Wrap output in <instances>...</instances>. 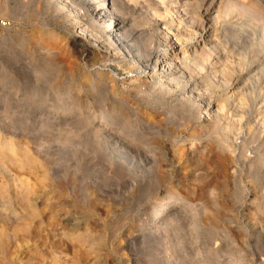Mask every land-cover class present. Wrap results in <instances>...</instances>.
Masks as SVG:
<instances>
[{
	"label": "rangeland",
	"instance_id": "obj_1",
	"mask_svg": "<svg viewBox=\"0 0 264 264\" xmlns=\"http://www.w3.org/2000/svg\"><path fill=\"white\" fill-rule=\"evenodd\" d=\"M60 1L0 0V264H264V0H131L206 62L171 87Z\"/></svg>",
	"mask_w": 264,
	"mask_h": 264
},
{
	"label": "bare ground",
	"instance_id": "obj_2",
	"mask_svg": "<svg viewBox=\"0 0 264 264\" xmlns=\"http://www.w3.org/2000/svg\"><path fill=\"white\" fill-rule=\"evenodd\" d=\"M58 1H60V0H58ZM194 1L195 0H168V1L163 2L164 5H167L166 7H164V8H166L164 12L161 13V11L158 8L156 9V7H157V5H156L155 11L153 12V14H158L160 17L163 18V17L167 16L168 14L172 13V11L170 9H168L169 7H176L177 11H181V9H182V11L185 12V14H188L189 13L188 8L190 6H192L193 4L195 5ZM202 1H206V0H202ZM50 2H51V4H53L54 2H56V0H50ZM129 2H131V0H61L59 2V9L61 8L60 10H68L71 14L76 15V16H78V14L81 13V11H82L83 14L81 13V15L83 17H80L79 20H77V18L72 20V22L70 23L71 28L72 29L76 28L78 30V34H76V37H78V38L88 37L91 40L95 41L96 43L99 42V45L101 44L100 47L102 48V51L100 52L102 54L101 55L102 58H104V59L112 58L111 60L113 62H115L117 57L111 56V54H109V53H110L112 47H113V49H116L117 47H119L124 52L128 53L129 55H132V63L137 66L136 69H138V68L142 69L146 73H149L151 77L157 78L158 81L161 82L162 86H169V87L178 86L180 84V81L185 78V72H184L185 68L184 67L186 64H188V61L191 58L190 56H192V60L194 59L193 60L194 64H196L198 62L197 63L198 66H200L199 63L201 64V61L204 59L195 62L198 57L200 58V55L197 54L196 48H193L194 50L192 52H188V55H186L185 54V53H187L186 49H184V48L179 49L177 46H175V42L174 43L172 42L171 36H174L175 40H177L179 43L183 42V40L185 38H183L184 34L182 32V29L179 27L178 28L174 27L172 23L166 24L162 21L163 27L166 30V32L165 33L161 32V34H163L161 36L157 33H150V32L145 34L146 30H142L141 28H139V25L136 23L135 19L131 18V16L129 17L126 15V10L130 8ZM56 3L58 4V2H56ZM216 3H217L216 0L209 1L208 6L206 5L207 7H205L206 8L205 13L208 14L211 12V10H214L213 8L215 7ZM224 4H225V2H224ZM158 5H161V4L158 3ZM4 6H6V5H4ZM78 6H80V7L78 8ZM230 6H229V8H227V11H232L233 9H235V8L230 7ZM7 7H4L5 9L3 7L2 8L0 7V15L7 14L6 13ZM142 7H145V3ZM219 7H220V5H219ZM135 8H138V6ZM140 10L143 11V8H140L139 11ZM145 11H146V9H145ZM220 11H221V7H220ZM136 13H137V11H136ZM223 13L224 12H222L221 15ZM140 14H141V12L139 13V15ZM223 16H224V14H223ZM228 16H229V14H228ZM89 17H91L94 21H98L97 27L94 24L89 23ZM218 18H220V15ZM183 21L184 20H182L180 22V24H182ZM213 23H215V22H213ZM178 24H179V22H178ZM180 24H179V26H180ZM183 26H182V28H183ZM209 26H211V25H209ZM224 26H225V24H224ZM219 30H221V29H216L215 30L216 33ZM221 31H223V30H221ZM206 33H208V35L210 37L213 36V34H211L212 30L210 27H208ZM224 35H226V34H224ZM147 37H149V39L147 40L149 42H146ZM214 37H217V34H214ZM201 58H202V56H201ZM118 59H119V57H118ZM119 60H121V59H119ZM205 63L206 62H203L202 64H205ZM213 65H215V64H213ZM110 69L112 71L117 72L119 68L111 65ZM212 70H215V74L213 71L212 72L214 75H216V76L218 75V78H219V75L221 76V73L217 74L219 71L216 70L214 66H213ZM148 77H149V75H148ZM208 78H210V77H208ZM239 78H241V77H239ZM152 80L154 81L155 79H152ZM153 81H151V82H153ZM155 82H157V81L155 80ZM235 83H239V82L236 81ZM193 84L194 83H192L191 81H189L187 84L185 83V86H184L185 90H186V87L188 86L192 91L194 89ZM238 88H240V87H238ZM238 91H239V89H238ZM184 93H186V91L182 92L183 95H184ZM233 95H235V93H233ZM236 96H237V94H236ZM231 97H232V95H231ZM232 98H234V97H232ZM221 137H223V136H221ZM219 140H221V139H219ZM216 146H218V145H216ZM219 146L221 147L220 144H219ZM222 146H223V144H222ZM223 148H224V146H223ZM7 150H9V149H7ZM4 154H5V152H4ZM21 165H24V164H21ZM174 201H175L174 196H165V197L161 198V201H160L161 203L159 206V210H160L159 213L162 212V210L164 209L165 206L170 207L171 203ZM155 214H157V212ZM158 216L159 215H156L155 217H158Z\"/></svg>",
	"mask_w": 264,
	"mask_h": 264
}]
</instances>
